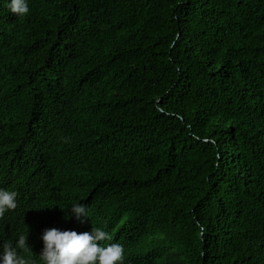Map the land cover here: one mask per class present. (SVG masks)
I'll return each instance as SVG.
<instances>
[{
	"label": "trees",
	"instance_id": "obj_1",
	"mask_svg": "<svg viewBox=\"0 0 264 264\" xmlns=\"http://www.w3.org/2000/svg\"><path fill=\"white\" fill-rule=\"evenodd\" d=\"M8 3L0 253L34 261L33 219L100 227L124 264H264V0Z\"/></svg>",
	"mask_w": 264,
	"mask_h": 264
},
{
	"label": "clouds",
	"instance_id": "obj_2",
	"mask_svg": "<svg viewBox=\"0 0 264 264\" xmlns=\"http://www.w3.org/2000/svg\"><path fill=\"white\" fill-rule=\"evenodd\" d=\"M7 7L11 13L17 16H27L30 13L28 0H9ZM70 204L71 208L68 212L74 214L81 223L85 222L86 218H90L84 203ZM16 207L17 193L0 188V217ZM47 225L44 222L37 223L33 219L29 223L32 236L40 232L39 238L43 242L42 248L39 245V254L36 251L34 253V261L19 254L20 250L27 251L26 244H28L27 237L20 236L15 245L12 243L3 245L0 264H38V255L43 264H124L125 256L122 244L112 242L104 245L101 243L105 240H113L108 231L100 227H92L90 232L78 233L76 230L46 228ZM12 229H16V226H13Z\"/></svg>",
	"mask_w": 264,
	"mask_h": 264
}]
</instances>
